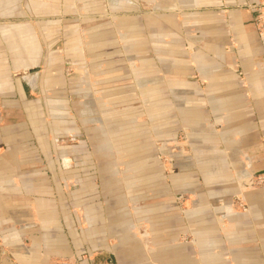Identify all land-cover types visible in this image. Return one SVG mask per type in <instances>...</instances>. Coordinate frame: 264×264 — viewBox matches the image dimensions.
Segmentation results:
<instances>
[{
    "label": "crops",
    "instance_id": "obj_1",
    "mask_svg": "<svg viewBox=\"0 0 264 264\" xmlns=\"http://www.w3.org/2000/svg\"><path fill=\"white\" fill-rule=\"evenodd\" d=\"M254 1L0 0V264H88L95 252L114 264H264V188L236 184L264 169L237 168L228 184L206 164L165 175L146 153L155 139L109 133L125 124L110 116L100 128L78 120L85 107L148 112L157 131L191 130L196 159L216 167L225 151L264 141ZM83 64L90 76L68 71ZM166 114L174 121L162 124ZM115 155L142 162L126 193L110 175ZM200 173L218 182L199 186ZM188 186L196 199L170 208ZM238 192L247 212L229 206Z\"/></svg>",
    "mask_w": 264,
    "mask_h": 264
},
{
    "label": "rangeland",
    "instance_id": "obj_2",
    "mask_svg": "<svg viewBox=\"0 0 264 264\" xmlns=\"http://www.w3.org/2000/svg\"><path fill=\"white\" fill-rule=\"evenodd\" d=\"M250 5L251 7H253V10L255 11L254 28L258 34L264 35V0H255ZM28 19L29 18H27V20ZM20 20L22 21V18L20 17L17 18V21H20ZM167 25L165 26L168 28ZM225 49L231 50L233 49V45L228 44L225 46ZM187 52H188V55L192 54V50L188 47H187ZM68 71L70 73L79 72L81 74L90 76V69L87 64L78 66L75 69L70 68L68 69ZM194 73H195L194 78L198 81V75H199L198 70L195 69ZM139 100H141V105L143 106L144 105L146 106L152 102V98H149V97L141 98ZM87 108L85 107L84 113L80 114L78 117V120L82 121L85 124V126L92 125V126H97L98 128H100L101 125L103 126L104 124L103 123L104 118L107 116H110L109 120L111 121L112 124L117 125V123H120L122 121L125 124L123 126L117 125V127L119 128L114 127L113 130H106L109 133L110 132L121 133L124 131H128L127 133H131V137L134 136L137 138V136L141 135L142 136V137L140 136L141 139L145 137L155 139V142L153 143L154 144L153 147L151 146L149 148L147 146L146 153H149V152L152 153L151 156H153V158L159 163L165 175H169L170 172H176L178 174H184L182 172H189V171L198 172L200 165L206 164L207 166L206 173L208 174L211 173L212 175L214 174V176L219 175V173L220 174L225 173V175L224 174L220 175L221 177L220 179H222L220 182L223 181V183L228 184L229 182L228 180L233 178V174L237 173L236 171L237 168L241 167V168L246 169L249 164H253L254 166H258V168L261 170L264 169V145L263 146L261 145L264 142L263 140H261L263 138H259V139L256 138V140H251L250 142H246L244 152L241 150H236V148H232L231 150L225 151L224 165L222 166L220 165L219 167H216V164H212L213 163L212 160L201 161V160L196 159V153L200 152L198 150V147L201 144L199 145V144L192 142L193 133L190 134L191 130L185 131L184 129L176 130L175 128H167L166 130L159 131V129L157 128L158 129L157 131L153 127V114H150L148 112L139 113V112H132L129 110L130 113H125V114L105 113L106 111L105 107H100V112L93 113L89 109L87 110ZM224 114L227 115V113H224ZM112 116L114 117L111 120ZM173 118L174 116L170 114H166L161 123L165 124L168 121L167 124H169L171 121H174ZM214 123H215V120L213 119V115H212V117H210V124L212 125V127L211 126L207 127L205 131L203 130L202 134L208 135L210 137L216 136L218 133V128L215 126ZM244 131L249 136L250 134H254L255 130L251 128L250 126H248V127H244ZM257 131H258L259 136H261V134L264 133V129H261L260 126H259V129H257ZM100 132H105L104 128L103 130L100 129L99 133ZM118 133H115V134H118ZM77 134L79 136L90 137L93 134V130H90L89 128L81 127L79 128V133ZM195 134H200V132H195ZM231 139H233V137H231ZM250 158L251 159L253 158V160H251ZM215 162L217 164H223L221 160H218ZM112 163L113 164L111 165V168H110L111 169L110 175L113 178L120 181V183L122 184L123 192L126 193L127 191L132 190L133 188L132 186L138 184L139 179L137 177V172L140 171V169L142 168V162L125 161L121 159L119 156L117 157L115 155V158L113 159ZM71 165H72V162H70V164L68 163L66 167L68 166L71 167ZM254 175L255 174H251L249 178L250 179L249 182L246 181L245 183H241L242 181L240 182V180H238L236 183L237 187L241 190L247 187H255L259 190L263 189L264 188V174L257 175V176H254ZM191 179H193L195 183H197V185L199 186H205V184L207 183L208 185L214 184V183H211L214 180L212 179V177L210 178V181H208L204 175H201V173L198 176L196 175L192 176ZM68 184L71 186H74V184L72 185V182H69ZM227 186L230 187V185H227ZM197 195H198L197 189H196V192H194V189L188 186V189L184 190L182 196L178 198L175 202L171 203L169 207L178 208L181 211H183L186 203L190 202L191 204V201H193L192 199L195 200L196 199L195 197ZM226 195H228V193H226ZM222 196L218 198L215 194L213 196L206 195V197H208V200H215V201L219 200L220 202L223 201L222 199L224 197ZM229 197H230L229 206L233 209L234 212H241V213L247 212V206L245 204L244 196L242 195V193L238 192L232 195L229 194ZM82 258L88 264H114L105 255H101L96 252L92 254H85V256H82Z\"/></svg>",
    "mask_w": 264,
    "mask_h": 264
},
{
    "label": "water",
    "instance_id": "obj_3",
    "mask_svg": "<svg viewBox=\"0 0 264 264\" xmlns=\"http://www.w3.org/2000/svg\"><path fill=\"white\" fill-rule=\"evenodd\" d=\"M261 174H264V172H259V173L255 174L254 176L261 175Z\"/></svg>",
    "mask_w": 264,
    "mask_h": 264
}]
</instances>
